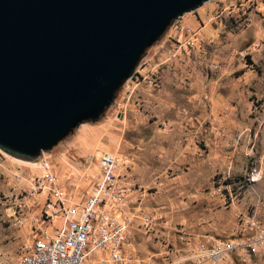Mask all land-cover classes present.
<instances>
[{
    "label": "rangeland",
    "instance_id": "374dc122",
    "mask_svg": "<svg viewBox=\"0 0 264 264\" xmlns=\"http://www.w3.org/2000/svg\"><path fill=\"white\" fill-rule=\"evenodd\" d=\"M1 152L0 264H15L31 231L9 224L10 195L22 182L11 171L39 168ZM102 152L125 164L118 213L131 264H196L187 257L198 244L243 238L246 216L264 223V175L253 185L241 179L250 165L264 167V0H208L172 20L98 119L41 155L78 202ZM40 203L39 195L28 202L31 214ZM217 264H264V255L232 253Z\"/></svg>",
    "mask_w": 264,
    "mask_h": 264
},
{
    "label": "water",
    "instance_id": "95a60500",
    "mask_svg": "<svg viewBox=\"0 0 264 264\" xmlns=\"http://www.w3.org/2000/svg\"><path fill=\"white\" fill-rule=\"evenodd\" d=\"M208 0H0V151L35 161L95 121L172 20Z\"/></svg>",
    "mask_w": 264,
    "mask_h": 264
},
{
    "label": "built area",
    "instance_id": "2783aa9c",
    "mask_svg": "<svg viewBox=\"0 0 264 264\" xmlns=\"http://www.w3.org/2000/svg\"><path fill=\"white\" fill-rule=\"evenodd\" d=\"M96 162L95 183L78 202L59 184L46 156L40 155L33 162L39 173L25 176L17 166L13 168L11 177L22 182L10 195L13 204L8 206V221L16 227L28 223L31 231L30 241L23 244L15 264H131L130 257L123 253L126 224L118 213L123 194L117 186V176L118 169L125 164L111 152H102ZM263 175L264 167L253 164L244 170L241 179L253 185ZM38 195L39 209L31 214L28 202L33 203ZM77 208L80 212L75 218ZM25 211L31 214L28 222L23 216ZM55 218L59 225L51 229ZM245 227L249 233L243 238L198 244L187 258L196 264H217L232 253L246 258L264 255V223L253 214L245 217ZM91 253L98 256L88 263L86 258Z\"/></svg>",
    "mask_w": 264,
    "mask_h": 264
},
{
    "label": "bare ground",
    "instance_id": "6f19581e",
    "mask_svg": "<svg viewBox=\"0 0 264 264\" xmlns=\"http://www.w3.org/2000/svg\"><path fill=\"white\" fill-rule=\"evenodd\" d=\"M11 159H13V160L16 161V162L23 163V164L33 165V163H32V162H29V161L19 160V159H15V158H11ZM29 165H28V166H29ZM33 166H35V165H33Z\"/></svg>",
    "mask_w": 264,
    "mask_h": 264
}]
</instances>
